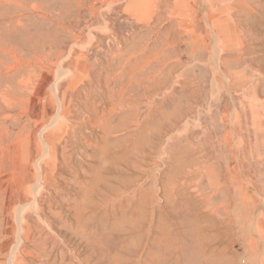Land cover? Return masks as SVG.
<instances>
[{
	"label": "rangeland",
	"instance_id": "rangeland-1",
	"mask_svg": "<svg viewBox=\"0 0 264 264\" xmlns=\"http://www.w3.org/2000/svg\"><path fill=\"white\" fill-rule=\"evenodd\" d=\"M0 264H264V0H0Z\"/></svg>",
	"mask_w": 264,
	"mask_h": 264
},
{
	"label": "bare ground",
	"instance_id": "bare-ground-1",
	"mask_svg": "<svg viewBox=\"0 0 264 264\" xmlns=\"http://www.w3.org/2000/svg\"><path fill=\"white\" fill-rule=\"evenodd\" d=\"M244 1V0H243ZM247 14V13H246ZM238 15V14H237ZM234 35V34H233ZM235 37V36H234ZM39 172V171H38ZM44 182V181H43ZM39 192V191H38ZM36 196V195H35ZM38 196V195H37ZM27 206V205H26ZM25 209V208H24ZM30 209V208H29ZM23 225V223H22ZM25 226L21 227V231L24 232V235L26 236V238L30 237V229L28 228V225H26V223H24ZM20 230V229H19ZM40 231V230H39Z\"/></svg>",
	"mask_w": 264,
	"mask_h": 264
}]
</instances>
